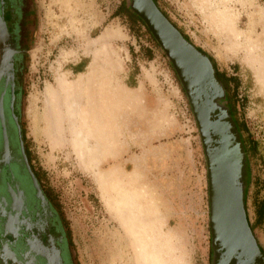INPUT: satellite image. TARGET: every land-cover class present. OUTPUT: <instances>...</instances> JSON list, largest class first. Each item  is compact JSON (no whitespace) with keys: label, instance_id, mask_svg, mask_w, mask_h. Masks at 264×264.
<instances>
[{"label":"rangeland","instance_id":"obj_1","mask_svg":"<svg viewBox=\"0 0 264 264\" xmlns=\"http://www.w3.org/2000/svg\"><path fill=\"white\" fill-rule=\"evenodd\" d=\"M34 1L27 134L69 223L78 264H210L207 137L164 50L141 22L117 13L130 0ZM252 1L256 13L246 5L214 12L202 0H157L220 71L238 78L236 113L257 143L243 190L249 223L264 196V0ZM92 67L95 108L82 82L83 104L59 115L64 102L54 90ZM53 113L76 119L91 144L61 143ZM210 124L228 138L225 126ZM253 234L264 248V215Z\"/></svg>","mask_w":264,"mask_h":264},{"label":"flooded vegetation","instance_id":"obj_2","mask_svg":"<svg viewBox=\"0 0 264 264\" xmlns=\"http://www.w3.org/2000/svg\"><path fill=\"white\" fill-rule=\"evenodd\" d=\"M153 1L186 41L213 65L212 56L195 45L159 7L157 0ZM133 6L130 0L128 9L138 17L136 22H141L164 50L185 90L186 80L180 66L155 37L151 22L146 21ZM37 20L34 0H0V264H78L69 223L42 180L27 134L25 81ZM213 76L216 88L211 100L212 118L226 127L227 148L240 154V168L234 184L245 190L251 155L245 139L247 132L242 129V120L232 108L233 88L225 86L219 73L214 72ZM203 139L205 153H212L216 149L212 146L215 139ZM256 243L259 251L251 264H264V248L257 240ZM211 250L210 264H220L225 250L214 241Z\"/></svg>","mask_w":264,"mask_h":264},{"label":"water","instance_id":"obj_3","mask_svg":"<svg viewBox=\"0 0 264 264\" xmlns=\"http://www.w3.org/2000/svg\"><path fill=\"white\" fill-rule=\"evenodd\" d=\"M138 13L152 24L155 37L162 42L168 55L180 66L186 84L184 85L201 135L200 115L203 107L212 105L215 90L214 68L212 63L186 41L179 30L156 7L153 0H132ZM129 5V3L127 4ZM206 61L203 62L201 58ZM202 61V62H201ZM216 92V91H215ZM198 104H194V99ZM213 108V105L211 106ZM200 114V115H199ZM211 155L206 154L210 192V226L212 241L225 250L231 264L252 263L259 251L256 239L249 226L243 199V188L234 184L240 168L239 152L234 149ZM225 256V257H226ZM233 260V261H231Z\"/></svg>","mask_w":264,"mask_h":264},{"label":"bare ground","instance_id":"obj_4","mask_svg":"<svg viewBox=\"0 0 264 264\" xmlns=\"http://www.w3.org/2000/svg\"><path fill=\"white\" fill-rule=\"evenodd\" d=\"M203 3L211 7V11L213 10L214 12H220V11H228L229 7L236 6V5H246L248 8V11L253 10L255 13L258 12V9H255L253 5L252 0H202ZM235 9V8H234ZM231 10V9H230ZM220 16V15H219ZM235 36V35H234ZM237 37V36H236ZM240 37V36H239ZM235 40V39H234ZM96 71L95 68L92 67L90 69V74L87 77V74L85 75H80L74 81V83L69 84H63L60 85L56 90H54V96H58L61 98V101L64 102L58 110L59 115H62L64 112L63 107H66V110L70 108H77V106H81L83 104V97L81 98L80 92L81 91V83L82 82H88L86 83L85 88H89V93H90V101L91 104H93L95 108V102L98 96V89L95 87L96 83ZM83 85V84H82ZM86 90V89H85ZM87 91V92H88ZM194 104H198V99H194ZM197 106V105H196ZM212 105H208L207 107H203L202 114L199 116L200 121H201V126H202V131L204 133V136H206L209 139H213L214 137H218L217 140H215L216 143H214V146L216 149L213 151V154L216 153V150L218 149L220 152L226 151V143H227V137L225 136L226 133L224 134L223 131H221V135L218 134L220 132L215 125L210 124V119L212 118V110L213 108L211 107ZM57 107V106H56ZM55 107V108H56ZM53 110V109H52ZM57 111V110H56ZM52 112V111H51ZM53 116L55 118H52V123H51V129H52V134L55 138H57L61 143L67 144L68 138L72 137L73 139L77 140L80 142L82 145H90L91 142L87 139L84 130L81 129L80 126L77 125L76 119L74 118H58L57 115L53 113ZM57 117V118H56ZM51 118V116H50ZM210 118V119H209ZM215 122V121H214ZM217 124H219L218 121H216ZM212 128V130H211ZM224 130V129H223ZM51 132V131H50ZM218 135V136H217ZM221 136V137H220ZM223 153V152H222ZM211 155V153H210ZM226 254L224 253V256L222 255V258L220 259V264H231V262L228 261L229 257H225ZM233 261V260H231ZM245 264H251L249 262Z\"/></svg>","mask_w":264,"mask_h":264},{"label":"trees","instance_id":"obj_5","mask_svg":"<svg viewBox=\"0 0 264 264\" xmlns=\"http://www.w3.org/2000/svg\"><path fill=\"white\" fill-rule=\"evenodd\" d=\"M117 13H123V15L127 16L129 21L131 23H134L136 22V20L138 19V17H136L135 14H133L129 9H128V5L127 3L124 1L122 2L118 8H117ZM214 60V59H213ZM213 62V61H212ZM216 62L214 63L213 62V68H214V72L215 73H219L220 76L224 79V82H225V86L229 89V88H233V92H232V97H233V103H232V108L234 110V112L236 113V97H237V90H238V87H239V81H238V78L235 76V75H227L225 72L223 71H216V66H215ZM236 91V92H235ZM242 129L244 131H247V127L245 125V123L242 121ZM248 142V150L250 152V154L252 153H255L256 151V148H257V143L256 141H254L251 137V135L247 132L246 134V138H245ZM256 218L254 220L253 223H249V220H248V223H249V226L251 229H253L255 226L257 225H260L261 222H262V219H263V215H264V196L263 198L259 201V205L257 206L256 208ZM248 219V217H247Z\"/></svg>","mask_w":264,"mask_h":264}]
</instances>
